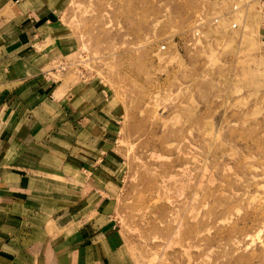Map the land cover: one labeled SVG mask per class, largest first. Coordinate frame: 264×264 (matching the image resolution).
I'll list each match as a JSON object with an SVG mask.
<instances>
[{
	"label": "rangeland",
	"instance_id": "obj_1",
	"mask_svg": "<svg viewBox=\"0 0 264 264\" xmlns=\"http://www.w3.org/2000/svg\"><path fill=\"white\" fill-rule=\"evenodd\" d=\"M49 4L52 83L103 124L91 183L119 263L264 264V0Z\"/></svg>",
	"mask_w": 264,
	"mask_h": 264
},
{
	"label": "crops",
	"instance_id": "obj_2",
	"mask_svg": "<svg viewBox=\"0 0 264 264\" xmlns=\"http://www.w3.org/2000/svg\"><path fill=\"white\" fill-rule=\"evenodd\" d=\"M49 2L0 0V264H120L118 234L100 223L113 218L104 190L91 183L107 141L86 134L103 128L89 119L98 106L52 83ZM76 177L73 200L61 192Z\"/></svg>",
	"mask_w": 264,
	"mask_h": 264
},
{
	"label": "built area",
	"instance_id": "obj_3",
	"mask_svg": "<svg viewBox=\"0 0 264 264\" xmlns=\"http://www.w3.org/2000/svg\"><path fill=\"white\" fill-rule=\"evenodd\" d=\"M55 72H56V70H55Z\"/></svg>",
	"mask_w": 264,
	"mask_h": 264
}]
</instances>
